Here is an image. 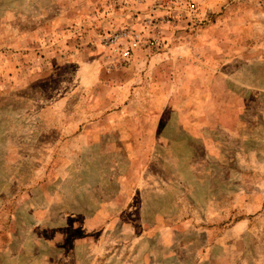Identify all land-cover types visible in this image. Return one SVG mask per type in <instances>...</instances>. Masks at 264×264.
<instances>
[{
	"label": "rangeland",
	"instance_id": "obj_1",
	"mask_svg": "<svg viewBox=\"0 0 264 264\" xmlns=\"http://www.w3.org/2000/svg\"><path fill=\"white\" fill-rule=\"evenodd\" d=\"M127 27L155 46L123 62L102 39ZM170 51L214 79L222 123L209 144L160 139L164 114L131 148L116 131L151 124L117 120L165 94ZM73 116L110 134L65 137ZM23 243L30 264L71 246L82 264H264V0H0V259Z\"/></svg>",
	"mask_w": 264,
	"mask_h": 264
},
{
	"label": "crops",
	"instance_id": "obj_2",
	"mask_svg": "<svg viewBox=\"0 0 264 264\" xmlns=\"http://www.w3.org/2000/svg\"><path fill=\"white\" fill-rule=\"evenodd\" d=\"M170 53L171 56L167 54L166 58L169 59L171 62L176 59H185L184 56H176L180 55V52L170 51ZM156 58L157 57H152L153 60H155ZM174 63L176 62H172L173 68H171L173 70V79H170V82L165 90V94H158V87L155 88L154 86H151V91H154L155 93H151L150 102L146 106V110L144 111V113H132L129 116L126 114H122L120 118H118L121 119L117 120L118 124L121 126H137L138 123H143V121L147 120L151 124V131H138L135 129L125 130L126 128H123V126L121 127V129H119V131H116L119 140H132L128 144L129 147H134V143H132L131 145V142H133V139L135 138H155L157 135L154 134V129L156 130V128H158V126L161 124L162 117L164 114L168 115L166 120L167 127L165 130L162 131L160 137L158 135L160 139H163L165 135L170 134L174 140L178 138L188 141L195 140L205 144H209L211 140L209 132L214 128L212 125H220L222 123V103L220 101H216L214 98L206 100L205 97H203V94L201 93L206 89H214V87L206 86L207 81H209L206 78L207 73L203 72L198 67H193V62L190 63L191 67L188 71H183V73H180V71L176 70L177 67ZM179 74H181V78L183 79L180 82L181 85L177 81V79L179 80V78H177ZM209 83L213 84L214 79L210 80ZM141 89L143 90L144 88L141 87L139 89H136V91L140 92ZM131 102L132 100H130L128 103L129 107L133 105L131 104ZM126 111L129 112V110ZM137 111L138 109L135 110V113ZM74 118L75 116H73V120L71 119L69 123L65 120L61 121V128H64L65 130L69 129L68 131H70V134H66L65 137H70L71 139H77L81 137L82 139L88 140L97 133V135H99L101 138L110 134L109 131L105 130L101 132H91L88 131V129H81V124H78L74 120ZM108 119V123H110V117ZM168 144L172 147L177 143L173 142V140L171 139V142ZM126 148L128 149L127 146ZM70 152H72V149L70 150ZM188 152L189 151L187 150V153ZM117 179L120 184L123 178ZM53 251L54 254L51 255L52 259H46V256L42 255L41 251H39L38 257L35 259L36 264H82L78 262L79 250L77 246H71V248L69 249V254L66 253L62 255L61 249L57 250L58 252L56 250ZM87 252L91 253V259L89 263L85 264L101 263L99 262V259H94V253L97 254V249L91 248L90 250H87ZM58 255L60 257L63 256V259H57ZM31 262L34 263V260H31ZM0 264H17V260L8 258L0 259ZM21 264H30L29 251L24 243L22 244Z\"/></svg>",
	"mask_w": 264,
	"mask_h": 264
},
{
	"label": "built area",
	"instance_id": "obj_3",
	"mask_svg": "<svg viewBox=\"0 0 264 264\" xmlns=\"http://www.w3.org/2000/svg\"><path fill=\"white\" fill-rule=\"evenodd\" d=\"M188 10L193 13L197 10L195 3L188 5ZM102 44L105 48L111 49L115 59L123 62L131 61L135 53L142 48L146 49L155 46L154 40L145 39L140 33L131 28H123L107 33Z\"/></svg>",
	"mask_w": 264,
	"mask_h": 264
}]
</instances>
